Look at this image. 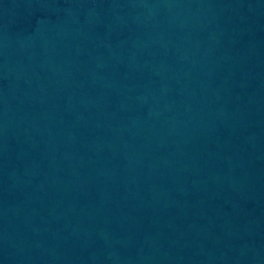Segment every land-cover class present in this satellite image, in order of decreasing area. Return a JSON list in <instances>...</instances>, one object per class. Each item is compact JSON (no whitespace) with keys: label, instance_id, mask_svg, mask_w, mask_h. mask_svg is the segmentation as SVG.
Masks as SVG:
<instances>
[{"label":"water","instance_id":"water-1","mask_svg":"<svg viewBox=\"0 0 264 264\" xmlns=\"http://www.w3.org/2000/svg\"><path fill=\"white\" fill-rule=\"evenodd\" d=\"M0 264H264V0H0Z\"/></svg>","mask_w":264,"mask_h":264}]
</instances>
